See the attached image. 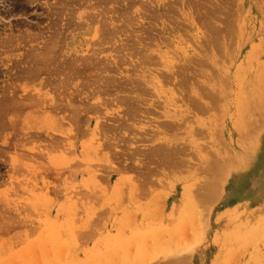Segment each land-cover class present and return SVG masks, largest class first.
<instances>
[{
  "label": "rangeland",
  "instance_id": "obj_1",
  "mask_svg": "<svg viewBox=\"0 0 264 264\" xmlns=\"http://www.w3.org/2000/svg\"><path fill=\"white\" fill-rule=\"evenodd\" d=\"M217 1L0 0V264H264V0Z\"/></svg>",
  "mask_w": 264,
  "mask_h": 264
},
{
  "label": "bare ground",
  "instance_id": "obj_2",
  "mask_svg": "<svg viewBox=\"0 0 264 264\" xmlns=\"http://www.w3.org/2000/svg\"><path fill=\"white\" fill-rule=\"evenodd\" d=\"M99 1H100V0H99ZM112 1H113V0H112ZM114 1H115V0H114ZM133 1H134V0H133ZM178 1H179V0H178ZM194 1H195V0H194ZM221 1H222V0H221ZM110 2H111V1H110ZM110 2H109V3H110ZM191 2H192V1H191ZM216 2L219 3L217 0H216ZM200 3H201V2H200ZM211 3H212V2H211ZM214 3H215V2H214ZM80 4H81V3H80ZM120 4H121V3H120ZM145 4H146V3H145ZM171 4H172V2H171ZM205 4H206V3H205ZM215 4H216V3H215ZM219 4H221V3H219ZM222 4H223V2H222ZM67 5H68V4H67ZM82 5H83V4H82ZM92 5H93V4H92ZM164 5H166V4H164ZM184 5H185V4H184ZM213 5H214V4H213ZM142 6H143V5H142ZM101 7H102V6H101ZM186 7H187V6H186ZM104 9H105V8H104ZM108 10H109V9H108ZM161 10H162V9H161ZM53 11H54V10H53ZM110 11L112 12V10H110ZM155 11H156V10H155ZM106 13H107V12H106ZM56 15H57V14H56ZM61 15H62V14H61ZM102 15H103V14H102ZM92 16H93V15H92ZM113 17H114V16H113ZM65 18H66V17H65ZM103 18H104V17H103ZM100 20H101V19H100ZM105 20H106V19H105ZM59 21H60V20H59ZM72 22H73V21H72ZM55 23H56V21H55ZM68 23H69V22H68ZM101 23H102V22H101ZM69 24H70V23H69ZM77 24H78V23H77ZM73 25H74V24H73ZM58 26H59V25H58ZM76 26H77V25H76ZM59 28H60V27H59ZM53 29H54V28H53ZM65 29H66V28H65ZM106 29H107V28H106ZM104 31H105V30H104ZM53 32H54V31H53ZM58 32H59V31H58ZM65 32H66V31H65ZM109 32H110V31H109ZM60 33H61V32H60ZM110 33H111V32H110ZM52 34H53V33H52ZM62 35H63V34H62ZM112 35H113V34H112ZM53 36H54V35H53ZM43 38H44V37H43ZM60 38H61V37H60ZM60 38H59V39H60ZM105 38H106V37H105ZM51 40H52V39H51ZM64 40H65V39H64ZM110 41H112V40H110ZM62 42H63V41H62ZM105 42H106V41H105ZM12 43H13V42H12ZM48 43H49V42H48ZM8 44H9V43H8ZM31 48H32V47H31ZM123 50H124V49H123ZM35 56H36V55H35ZM39 58H40V57H39ZM42 58H43V57H42ZM88 59H89V58H88ZM154 59H155V58H154ZM94 60H95V59H94ZM47 61H48V60H47ZM43 62H44V61H43ZM43 62H42V63H43ZM53 62H54V61H53ZM74 62H75V61H74ZM104 62H105V61H104ZM39 63H40V62H39ZM39 63H37V64L39 65ZM92 63H93V62H92ZM151 63H152V62H151ZM152 64H153V63H152ZM44 65H45V63H44ZM63 65H64V64H63ZM104 65H105V64H104ZM139 65H140V64H139ZM95 66H96V65H95ZM108 66H109V65H108ZM12 67H13V66H12ZM24 67H25V66H24ZM34 67H37V66H34ZM77 68H78V67H77ZM20 69H21V68H20ZM27 69H28V68H27ZM33 69H34V68H33ZM39 69H40V68H39ZM49 69H50V68H49ZM54 69H55V68H54ZM57 69H58V68H57ZM80 69H81V68H80ZM21 70H22V69H21ZM23 70H24V69H23ZM29 70H30V69H29ZM31 70H32V69H31ZM34 70H35V69H34ZM45 70H46V69H45ZM59 70H60V69H59ZM63 70H64V69H63ZM89 70H90V69H89ZM101 70H102V68H101ZM73 71H74V70H73ZM136 71H137V70H136ZM156 72H157V71H156ZM39 73H40V72H39ZM45 73H46V72H45ZM12 74H13V73H12ZM162 75H163V74H162ZM168 75H169V74H168ZM25 76H26V75H25ZM27 76H28V75H27ZM31 76H32V75H31ZM33 76H34V75H33ZM96 76H97V75H96ZM75 77H76V76H75ZM100 78H101V77H100ZM109 78H110V77H109ZM36 79H37V78H36ZM60 79H61V78H60ZM74 79H75V78H74ZM74 79H73V80H74ZM163 79H164V78H163ZM170 79H171V78H170ZM65 80H66V79H65ZM92 80H93V79H92ZM107 80H108V79H107ZM111 80H112V79H111ZM172 81H173V80H172ZM58 82H59V81H58ZM68 82H70V81H68ZM46 83H47V81H46ZM64 83H65V82H64ZM72 83H73V82H72ZM93 83L95 84V82H93ZM107 83H108V82H107ZM138 83H140V82H138ZM170 83H172V82H170ZM70 84H71V83H70ZM70 84H69V85H70ZM100 84H101V83H100ZM44 85H45V84H44ZM105 85H106V83H105ZM103 86H104V85H103ZM12 87H13V86H12ZM51 87H52V86H51ZM55 87H56V86H55ZM106 87H107V86H106ZM9 88H10V87H9ZM59 88H60V87H59ZM70 88H71V87H70ZM108 88H109V87H108ZM181 88H182V87H181ZM68 89H69V88H68ZM93 89H94V88H93ZM99 89H100V88H99ZM82 90H83V89H82ZM82 90H81V91H82ZM56 91H57V90H56ZM74 91H76V90H74ZM104 91H105V89H104ZM89 92H91V91H89ZM98 92H99V91H98ZM179 92H180V91H179ZM62 93H63V92H62ZM79 93H80V92H79ZM91 93H92V92H91ZM94 93H95V92H94ZM103 93H104V92H103ZM107 93H108V92H107ZM16 95H17V94H16ZM28 95H29V94H28ZM67 95H68V94H67ZM78 95H79V94H78ZM90 95H91V94H90ZM109 95H110V94H109ZM27 97H28V96H27ZM24 99H25V98H24ZM70 99H71V98H70ZM17 100H18V99H17ZM58 100H59V99H58ZM106 100L108 101V99H106ZM19 101H20V100H19ZM21 101H22V100H21ZM21 101H20V102H21ZM195 101H197V100H195ZM13 102H14V101H13ZM17 102H18V101H17ZM62 102H63V101H62ZM193 102H194V100H193ZM75 103H76V102H75ZM88 103H89V102H88ZM196 103H197V102H194V105H196ZM70 104H71V103H70ZM73 104H74V103H73ZM73 104H72V105H73ZM59 105H60V104H59ZM64 105H65V104H64ZM67 105H69V104H67ZM75 105H76V104H75ZM75 105H74V106H75ZM83 105H84V104H83ZM86 105H87V104H86ZM200 105H201V102H200ZM56 106H57V105H56ZM60 106H62V105H60ZM60 106H59V107H60ZM76 106H77V105H76ZM78 106H79V105H78ZM91 106H92V105H91ZM197 106H198V105H197ZM197 106H196V108H201L200 106H198V107H197ZM19 107H20V106H19ZM54 107H55V106H54ZM64 107H65V106H63V108H64ZM69 107H70V106H69ZM79 107H80V106H79ZM79 107H77V108H79ZM194 107H195V106H194ZM52 108H53V107H52ZM72 109H73V108H72ZM206 109H207V108H206ZM210 109H211V108H210ZM61 110H62V109H61ZM63 110H65V109H63ZM76 110H77V109H76ZM87 110H88V109H87ZM92 110H93V108H92ZM95 110H96V109H95ZM202 110H203V109H202ZM205 112H206V111H205ZM77 113H78V112H77ZM79 113H81V112H79ZM72 115H74V114L72 113ZM77 117H80V116L77 115ZM70 118H72V117H70ZM73 118H74V117H73ZM80 119H82V118H80ZM186 119H187V118H186ZM69 120H71V119H69ZM73 120H74V119H73ZM88 120H89V119H88ZM77 122H78V121H77ZM80 122L82 123V121H80ZM16 123H17V122H16ZM106 124H107V123H106ZM216 124H217V123H216ZM17 125H18V124H17ZM81 126H82V125H81ZM76 127H77V126H76ZM5 128H6V127H5ZM5 128H4V129H5ZM38 128H39V127H38ZM102 128H103V127H102ZM6 129H9V128H6ZM104 129H105V127H104ZM16 130H17V129H16ZM112 136H113V135H112ZM112 136H111V137H112ZM35 137H36V136H35ZM217 137H218V136H217ZM112 138H113V137H112ZM27 139H28V138H27ZM31 139H32V138H31ZM40 139H41V138H40ZM16 140H17V139H16ZM46 140H47V139H46ZM47 141H48V140H47ZM52 142H53V140H52ZM19 143H20V142H19ZM53 143H54V142H53ZM111 143H112V142H111ZM57 145H58V144H57ZM60 146H61V145H60ZM62 147H63V146H62ZM3 148H4V147H3ZM7 148H8V147H7ZM45 148H46V147H45ZM160 150H162V148H161ZM163 150H164V149H163ZM163 150H162V151H163ZM4 152H5V151H4ZM179 152H180V151H179ZM177 153H178V152H177ZM8 155H9V154H8ZM18 155H19V154H18ZM25 155H26V154H25ZM175 155H176V154H175ZM172 156H174V155L172 154ZM3 157H4V156H3ZM9 157H10V155H9ZM30 157H31V156H30ZM163 157H164V156H162V158H163ZM170 157H171V156H170ZM5 158H6V157H5ZM160 158H161V156H160ZM26 159H27V158H26ZM167 159H168V158H167ZM171 159H172V158H171ZM171 159H170V160H171ZM168 160H169V159H168ZM166 161H167V160H166ZM161 162H162V161H161ZM39 163H40V162H39ZM168 163H169V161H168ZM170 165H171V164H170ZM175 165H177V164H175ZM167 166H168V165H167ZM71 167H72V166H71ZM170 167H171V166H170ZM173 167H174V166H173ZM11 168H12V167H11ZM179 168H180V167H179ZM169 169H170V168H169ZM10 170H11V169H10ZM18 170H19V169H18ZM21 170H22V169H21ZM225 175L228 176V173L225 174ZM225 175H222V176L225 177ZM224 179H225V178H224ZM226 179H227V178H226ZM219 182H220V180H219ZM17 184H18V183H17ZM238 184H239V182L237 183V186H238ZM212 187H214V188H212V189L210 188V191H209V194H208V195H209V199H210L212 196H214V195H216V196L218 195V187H215V186H212ZM18 190H19V189H18ZM219 190H220V189H219ZM220 191H221V190H220ZM19 193H20V192H19ZM56 193H57V192H56ZM212 194H213V195H212ZM211 195H212V196H211ZM219 195H220V194H219ZM219 195H218L217 197H215V196H214V197H215V198H218ZM212 199H214V198H212ZM215 200H216V199H215ZM213 201H214V200H213ZM213 201L210 200L211 203H213ZM211 206H212V205H210V208L212 209ZM209 211H210V210H209ZM209 211H208V212H209ZM209 213H210V212H209ZM13 214H14V213H13ZM206 215H207V213H206ZM208 215H209V214H208ZM10 216H11V214H10ZM13 217H14V216H13ZM16 217H17V216H16ZM206 217H207V216H206ZM18 218H19V217H18ZM18 218H17V219H18ZM192 218H193V217H192ZM11 219H12V218H11ZM17 219H16V220H17ZM207 219H208V220H207V224H208L209 217H207ZM187 220H188V219H187ZM193 220H194V219H193ZM23 221H24V220H23ZM0 222H2V219H1ZM15 222H16V221H15ZM15 222H14V223H15ZM3 223H4V222H3ZM23 223H24V222H23ZM5 224H7V223H4V225H5ZM195 224H196V223H195ZM207 224H206V223H203L201 226L203 227V225H204L203 228L205 229V228L207 227V226H206ZM0 225H1V224H0ZM4 225H2V226L5 227L6 225H5V226H4ZM2 226H0V227H2ZM8 226H9V224H7V226H6L7 228L12 227L13 225H10L9 227H8ZM19 226H20V225H19ZM198 226H200V225H198ZM198 226H197V227H198ZM201 226L199 227V229L202 228ZM24 227H25V226H24ZM24 227H23V228H24ZM197 227H195V229H197ZM7 228H6V229H7ZM1 229H2V228H0V230H1ZM12 229H13V228H12ZM2 230L4 231V229H2ZM202 230H203V229H202ZM3 231H2V232H3ZM8 231H9V229H8ZM197 232H199V231H197ZM198 240H199V239H198ZM198 240H197V241H198ZM194 244H195V243H194ZM189 251H190V250H189ZM187 252H188V250H187ZM187 256H188V255H187Z\"/></svg>",
  "mask_w": 264,
  "mask_h": 264
}]
</instances>
